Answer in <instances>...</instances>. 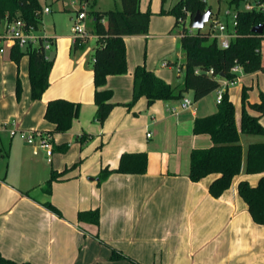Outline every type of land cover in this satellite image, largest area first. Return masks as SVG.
Returning <instances> with one entry per match:
<instances>
[{
    "label": "crops",
    "instance_id": "1",
    "mask_svg": "<svg viewBox=\"0 0 264 264\" xmlns=\"http://www.w3.org/2000/svg\"><path fill=\"white\" fill-rule=\"evenodd\" d=\"M171 25L165 18L157 26L150 21L147 34L125 36L128 72L107 78L105 88L118 104L103 123L94 118L92 63L78 57L83 49L73 45L71 34L62 40L44 33L55 37L51 52L56 62L50 85L37 100L32 99L28 55L17 62L12 48L0 53V253L5 258L17 264H264V224L253 219L238 188L244 179L259 183L261 173L246 171L247 150L264 141V135L242 132V115L236 113L244 156L231 186L215 197L210 185L219 174L199 181L189 177L192 151L213 144L208 134L194 133L195 120L218 112V93L230 81L221 79L219 89L199 100L190 90L179 100L149 105L143 96L131 109L123 105L133 98L134 71L140 64L166 82L182 85L142 56L145 46L150 50L153 42L177 36ZM169 55L163 62L173 68ZM179 68L181 72L183 65ZM185 97L192 100L187 108L182 107ZM55 98L81 104L80 116L66 132H53L55 124L45 118L47 104ZM260 122L264 125V115ZM5 123L10 124L2 129ZM12 123L21 131L51 132V161L38 140L31 145L21 134L11 137ZM139 151L148 155L145 173L113 172L99 182L104 167L117 168L123 153ZM53 170L62 175L49 194L45 188ZM95 209L100 211L98 225L79 219L80 212ZM114 253L119 257L113 258Z\"/></svg>",
    "mask_w": 264,
    "mask_h": 264
},
{
    "label": "trees",
    "instance_id": "2",
    "mask_svg": "<svg viewBox=\"0 0 264 264\" xmlns=\"http://www.w3.org/2000/svg\"><path fill=\"white\" fill-rule=\"evenodd\" d=\"M241 0H231L238 9L236 31L238 37L231 42L229 48H222L217 37H212V31H189L186 26L180 31L181 44L185 52V77L182 85L173 86L159 77L145 65H138L134 71L133 98L124 103L129 109L143 96L151 105L158 100L169 101L182 99L186 92L193 90L194 98L199 100L221 87V79L235 80L237 74L232 68L239 64L244 72L264 71V61L261 55L264 32H253L255 26L264 24L263 11L239 10ZM264 2V0H261ZM121 9H111L101 12L95 9L89 11L92 18V32L97 36L98 45L93 51L92 62L95 84V104L97 110L95 120L103 123L118 104L112 101L113 91L105 88L109 75L128 72L127 46L125 36L143 35L149 32L152 13L140 8L141 0H121ZM204 0H179L171 10L163 9L161 13H171L179 19L186 18L190 12V23L196 12H203ZM41 4L39 0H0V21L22 18L29 24L38 27L41 23ZM105 19V22L102 21ZM83 48L84 43L75 45ZM29 56V75L31 80L32 99H40L50 85V72L53 61L47 58V53L40 48L29 47L21 49L16 46L11 50V57L19 62L24 56ZM199 69L200 72H196ZM21 84L18 81L17 94L20 96ZM247 101L243 91L242 132L252 135H264V125L260 116L264 115V94L260 102L249 103L251 109L259 115L250 114L246 108ZM81 104L66 98L51 99L46 108L45 118L55 124L53 132H66L75 118L80 116ZM235 105L228 91H224L218 112L203 118H197L194 124L195 134H208L213 144L208 148L194 149L191 153L189 177L199 181L210 174H219L211 183L210 192L219 197L232 184L233 179L242 169L243 146L240 143V131L236 123ZM84 136L79 140L84 142ZM148 155L145 151L125 152L121 155L117 168L104 167L99 174L102 182L113 172L126 174H142L147 170ZM247 173H261L259 183L253 186L248 180L239 182L238 188L242 198L247 202L253 219L264 224V141L254 142L247 150ZM62 173L53 170L47 181L45 191L52 192V184ZM46 206L57 209L50 203ZM79 219L84 222L99 224L98 209L82 211ZM119 255L114 253L113 258ZM0 264H17L5 258L0 253Z\"/></svg>",
    "mask_w": 264,
    "mask_h": 264
},
{
    "label": "rangeland",
    "instance_id": "3",
    "mask_svg": "<svg viewBox=\"0 0 264 264\" xmlns=\"http://www.w3.org/2000/svg\"><path fill=\"white\" fill-rule=\"evenodd\" d=\"M96 1V10L101 12H106L111 9H121L122 2L121 0H89V7L87 10L94 9V3ZM179 0H141L142 8L144 11H150L151 15V22L153 21L156 26L160 23L162 19H167L168 21H172V25L169 30H173V33L177 36L167 38L164 41H155L151 44L150 50L147 49L145 46L143 49V59L145 57H149V59L153 60V66L157 68L164 69L170 75L175 76L176 80H179L181 84L184 81L185 77V52L181 44V35L179 34V30L183 29L184 25H177L176 16L171 13H161L160 9L163 7H170L175 6V4ZM247 0H241L239 2V10H244L245 4ZM41 4V23L39 25L41 29V33H50L53 35H57L58 38L60 37L62 40L67 37L68 35L72 34V26L74 25L75 19L78 14V10L82 7L81 0H39ZM206 5L203 8V12L207 11L209 8L212 9V19L219 20L221 22H228V25L232 26L233 16L238 11L236 5L231 4V0H204ZM49 6L51 8L50 13H44V8ZM173 6V7H174ZM232 10V13L227 14L228 10ZM187 23L186 27L188 30L193 29L196 31L197 29L192 28L190 23V12H188L186 17ZM161 19V20H159ZM105 20V19H104ZM86 22L88 23L91 36L90 39H87L85 43L88 42L83 50L78 53V57L85 58L86 64L90 61L91 63L94 61L93 59V45L97 42L95 40L96 34H94L91 30L92 28V21L87 19ZM105 22V21H104ZM203 31H212V37L214 34L217 33L214 26L210 25V20L205 24L202 29ZM84 43V44H85ZM264 44V43H263ZM98 45V44H97ZM172 48L171 50H169ZM169 50L167 54H163L164 51ZM172 51V52H171ZM172 53V54H171ZM171 54V56L169 55ZM169 55L174 60L173 68L167 67V64L163 62V59ZM29 57V56H27ZM263 61L264 58L262 57ZM56 62V61H55ZM53 62V64H55ZM90 64V63H89ZM180 64L183 65V70L180 71ZM91 67L92 64H91ZM244 72V71H243ZM180 74V77L178 75ZM238 76V75H237ZM162 78V77H161ZM163 79V78H162ZM165 80V79H164ZM171 84V83H170ZM177 85V83H173ZM173 85V86H174ZM245 90L247 101L245 103L246 110L251 114L254 112L251 109L249 103H256L261 100V95L264 94V71H254V72H244L240 75V77L236 78L233 81L229 82L228 91L229 96L233 99L235 105V111L240 116L242 115L243 111V91ZM214 98L217 95V92L213 94ZM79 142H81L79 140ZM83 144V142H81Z\"/></svg>",
    "mask_w": 264,
    "mask_h": 264
},
{
    "label": "built area",
    "instance_id": "4",
    "mask_svg": "<svg viewBox=\"0 0 264 264\" xmlns=\"http://www.w3.org/2000/svg\"><path fill=\"white\" fill-rule=\"evenodd\" d=\"M82 7L78 10L77 17L75 19L74 25L72 26L71 39L73 45H80L85 43L87 39L91 36V32L86 22L87 19L92 21V18L89 16V0H81ZM245 11H263L264 12V2L261 0H247L245 4ZM44 13H50L51 8L49 6L44 8ZM237 16L238 11L233 16L232 26L230 27L228 23L221 22L216 19L210 18V25L212 24L217 30V33L214 34V37H217L219 44L222 48H229L231 42L238 37L236 31L237 26ZM187 18L181 17L179 19L180 23L186 26ZM191 20V19H190ZM104 22L105 20L102 19ZM192 26V25H191ZM193 28V27H192ZM193 31V29L189 30ZM97 37V36H96ZM55 42V37H50L41 33L40 27L29 24L26 20L22 18L7 19L0 21V53H4L8 48L20 47L21 49H27L29 47L43 49L47 53V58H50V52L53 48ZM262 57L264 58V44L262 43V48L260 50ZM94 59V58H93ZM232 71L239 75L243 71V67L239 64H236ZM196 72H200L199 69ZM238 77V76H237ZM233 81V80H229ZM223 90H220L218 93L217 101L221 102L223 97ZM192 103V100L185 97L182 102V107L187 108ZM8 124L5 123L2 125V129H6ZM13 124V123H12ZM21 134L27 138L29 144H35V141H39V147L47 151L49 161L52 159L53 154V134L47 131L35 130V131H21L16 125H12L10 128L11 137ZM148 136H151V132H148Z\"/></svg>",
    "mask_w": 264,
    "mask_h": 264
},
{
    "label": "water",
    "instance_id": "5",
    "mask_svg": "<svg viewBox=\"0 0 264 264\" xmlns=\"http://www.w3.org/2000/svg\"><path fill=\"white\" fill-rule=\"evenodd\" d=\"M211 15H212V9L210 8L205 12H201V11L196 12V14L192 19V27L197 30L203 29L205 24L210 20ZM253 32L262 34L264 32V24L255 26L253 28ZM54 59H55V52L52 51L50 53V61H54Z\"/></svg>",
    "mask_w": 264,
    "mask_h": 264
}]
</instances>
